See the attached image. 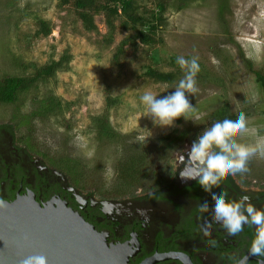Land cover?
Masks as SVG:
<instances>
[{
	"label": "rangeland",
	"instance_id": "obj_1",
	"mask_svg": "<svg viewBox=\"0 0 264 264\" xmlns=\"http://www.w3.org/2000/svg\"><path fill=\"white\" fill-rule=\"evenodd\" d=\"M158 3L165 8L162 16ZM134 15L137 22L120 15L110 26L104 15H98L96 29L88 32L60 0H16L13 7L0 0V79L29 77L34 67L58 61L65 52L71 57L67 71L22 93L17 106H0V121L15 124L16 110L29 114L36 99L47 95L60 99L59 115L35 120L30 127L16 123L18 135H32L31 140L50 156L97 169L95 175L106 189L114 183L118 154L113 143L98 139L91 119L104 114L107 99L115 101L108 112L110 125L130 142H151L185 131L187 138L174 149L182 150L216 122L214 113L224 107L231 115L245 113L250 131L234 133L237 143L254 144L264 136V91L255 75L264 77V0H135ZM36 19L50 23L48 38L29 39ZM151 24L157 29L152 42L144 44L139 34L147 33ZM180 56L198 57L200 64L198 91L186 93L194 109L175 127L161 128L153 124L140 97L150 91L161 98L176 90L186 71L176 62ZM149 69L171 73L173 82L157 83L146 74ZM178 153L169 152L167 163ZM247 169L243 173L264 179V157H251ZM149 175L135 192L151 188L156 183L152 178L166 175L165 165L160 162Z\"/></svg>",
	"mask_w": 264,
	"mask_h": 264
},
{
	"label": "flooded vegetation",
	"instance_id": "obj_2",
	"mask_svg": "<svg viewBox=\"0 0 264 264\" xmlns=\"http://www.w3.org/2000/svg\"><path fill=\"white\" fill-rule=\"evenodd\" d=\"M15 124L0 121V201L13 203L31 197L40 206L52 200L62 202L78 214L109 246L121 247L129 255L128 264H236L248 255L255 236L254 226H245L236 236L228 235L214 220L212 193L225 191L239 200L264 210V179L248 173L225 174L204 191L196 181H182L179 157L186 158L191 145L167 163L166 175L151 188H140L131 196H100L75 188L60 171L49 153L17 133ZM175 176V178H173ZM209 210L201 212L199 205ZM208 225V231L202 225ZM248 264H264V256H249Z\"/></svg>",
	"mask_w": 264,
	"mask_h": 264
},
{
	"label": "trees",
	"instance_id": "obj_3",
	"mask_svg": "<svg viewBox=\"0 0 264 264\" xmlns=\"http://www.w3.org/2000/svg\"><path fill=\"white\" fill-rule=\"evenodd\" d=\"M135 0H60L62 8L72 10L78 15L84 29L88 32L96 29L94 18L104 15L107 18V25L120 15L126 16L130 22H137L134 15ZM16 0H7V6L13 7ZM157 13L162 16L165 8L161 3L157 4ZM160 19V17H158ZM157 20V19H156ZM157 25L151 24L147 33H140L139 39L144 44L152 42L151 34L156 31ZM52 27L49 22L42 19L35 20V30L29 39L41 40L51 35ZM71 57L65 52L58 61H49L45 65L34 67L32 76H5L0 79V106L18 105L19 96L31 90L36 84L46 83L55 78L57 73L68 70ZM157 83L170 84L173 82L171 73L164 74L149 69L146 73ZM256 78L264 91V77L256 73ZM115 101L107 99L106 109L103 115L91 119L92 128L99 140H106L115 145V152L118 154L115 165V180L113 185L106 189L98 179L97 169L87 170L78 161L62 156H49L58 164L60 171L69 176L75 188L82 191L95 193L100 196H131L136 189L149 181L148 172L161 164L167 169L169 152L176 149L187 138L188 133L177 132L176 136L168 135L151 142H130L126 136L118 134L109 123L108 112L115 105ZM33 110L29 114L16 115L12 121L19 126L30 127L35 120H47L50 117L59 115L63 108L60 99L53 95H47L33 102ZM231 114L227 107L218 109L214 113L215 121H222ZM19 121V122H18ZM31 133L30 130H28ZM32 134V133H31ZM32 136V135H31ZM152 181L156 178H152Z\"/></svg>",
	"mask_w": 264,
	"mask_h": 264
},
{
	"label": "clouds",
	"instance_id": "obj_4",
	"mask_svg": "<svg viewBox=\"0 0 264 264\" xmlns=\"http://www.w3.org/2000/svg\"><path fill=\"white\" fill-rule=\"evenodd\" d=\"M176 62L186 71L174 92L157 98L152 92L146 91L140 97L141 103L147 106L153 124L161 128L175 127L177 120L186 118V114L194 109L186 93L195 94L198 91L196 77L201 70L198 57L185 59L180 56ZM249 131L243 111L215 122L193 141L186 158L179 157L180 163L184 165L179 169V178L182 181H196L204 191H210L222 175L246 172L251 157L257 154L264 157V136L258 137L254 144H241L234 140V133ZM251 131L255 132V129ZM2 204L3 201H0ZM198 207L201 212L209 210L207 203ZM212 213L214 220L230 236L238 235L245 226L255 227L248 255L239 258L236 264H248L249 256H264V210H258L251 204L247 195L232 200L223 190L213 192ZM202 230L207 232L208 225H202ZM23 264H48V259L45 256H29Z\"/></svg>",
	"mask_w": 264,
	"mask_h": 264
},
{
	"label": "water",
	"instance_id": "obj_5",
	"mask_svg": "<svg viewBox=\"0 0 264 264\" xmlns=\"http://www.w3.org/2000/svg\"><path fill=\"white\" fill-rule=\"evenodd\" d=\"M45 256L48 264H128L121 247L109 246L62 202L40 206L31 197L0 205V264ZM152 259L143 264H155Z\"/></svg>",
	"mask_w": 264,
	"mask_h": 264
}]
</instances>
